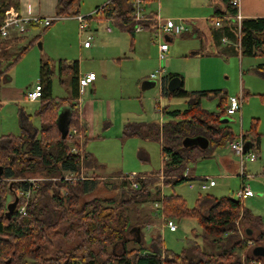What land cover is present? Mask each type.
<instances>
[{"label": "trees", "instance_id": "obj_1", "mask_svg": "<svg viewBox=\"0 0 264 264\" xmlns=\"http://www.w3.org/2000/svg\"><path fill=\"white\" fill-rule=\"evenodd\" d=\"M223 1L229 9L228 15L235 16L237 9L231 5V0ZM82 2L58 0L56 17L66 19L79 16ZM10 9L19 12V1L0 0V28L5 12ZM131 14L129 0H109L105 5L106 18H113L133 33ZM241 34L242 56H264V18L244 19ZM38 39L21 50L10 62L9 70ZM3 43L0 38V45ZM2 53L6 57V51ZM52 67L51 61L41 63L42 91L40 109L36 113L41 127L38 129L33 125L32 116L22 114L20 135L0 137V264H259L264 261V258L253 254L256 246L264 245L263 220L246 210L242 200L200 194L195 207L189 209L181 196H167L162 191V187H174L195 180L183 177L191 163L208 159L213 148L224 147L237 140L231 126L222 122L227 115L229 100L225 92H188L181 88L170 93L167 86L172 76H166L162 95L187 99V109H165V115L169 118L167 122L128 123L123 131L125 139L142 138L161 143L163 168L160 175L135 176L138 189L132 188L129 181L131 176L124 177L119 184L122 191L120 198L95 197L86 201V197L98 186V177L86 176L85 180L71 182L65 176L78 177L85 169L96 168L98 163L85 151L83 155L72 154V146L79 147V144L72 143L68 138L63 140L56 123L59 111L68 106L71 109L70 129L77 128L82 133L77 109L81 97L79 62L61 60L58 63L61 83L68 81L71 88L70 98L53 96ZM257 71L264 77V65L258 67ZM5 72L2 71L0 76ZM206 97L221 98L218 113L202 108L201 101ZM261 99L264 101V95ZM198 137L209 141L207 149L203 150L197 144H184L186 139ZM240 138L248 152L259 151L261 136L257 135L255 128ZM37 175L48 180L39 182V189L28 203L26 214L19 212V205L9 215L8 206L16 201V191H28L30 185L18 182L14 183L17 185L14 189L3 182ZM160 176L163 177L162 181ZM24 202L20 200L21 204ZM151 202L154 205L161 203L162 213L167 218L197 219L203 228L205 243L199 245L190 242L181 254H174L169 250L161 251L163 240L157 233L152 239V247H145L142 229L153 222L152 214L145 215L144 220L136 218L133 222L127 213L130 209L139 210L142 205ZM248 230L252 232L251 235ZM130 233L135 236L133 240L127 239ZM57 240H64L70 247L55 250ZM130 242L140 245L128 248ZM118 244L123 245L120 253L114 250Z\"/></svg>", "mask_w": 264, "mask_h": 264}, {"label": "rangeland", "instance_id": "obj_2", "mask_svg": "<svg viewBox=\"0 0 264 264\" xmlns=\"http://www.w3.org/2000/svg\"><path fill=\"white\" fill-rule=\"evenodd\" d=\"M108 1L83 0L80 15L89 16L98 7L105 6ZM217 2L221 3L222 1L161 0L160 4L154 3L152 9H161L160 17L164 19H172L176 22L198 20L200 24L206 25L205 20L215 14ZM92 20L89 21L91 29L93 31L97 28L100 29L92 42L93 49L95 45L98 46L106 40L105 32L102 31L103 28L111 27L114 32L122 29L118 24L107 22L105 19H95L93 22ZM185 24L192 35L182 41L179 38L174 45H171L170 53H173V56L169 54L167 59V73L180 74L186 81L184 89L187 91L219 90L226 93L228 101L233 97H243L241 110L233 116L225 115L223 119L230 120L228 125L231 126L237 139H240L242 134L251 132L255 128L257 135L261 136V143L258 152H250L256 156L257 160L251 163L249 159H246L244 162L246 178H242L241 158L231 150L228 143L224 147L213 148L210 158L198 160L188 166V170L196 177L195 180L187 181L174 187H162L163 194L181 196L185 200L186 206L189 209H193L200 194H209L219 199L228 197L239 200L237 193L243 186L248 185L253 191L254 197L242 200L244 207L254 215L261 217L264 224V101L261 99V96L264 95V77L257 71L258 67L264 65V56L242 58L240 56H229L225 58L218 54H211L209 48H207L209 50L207 52L205 46L206 38L198 34V31H193V27L188 22ZM207 25L211 28L212 22H207ZM87 34L90 33L86 31L83 36L86 38ZM27 37L29 39H26L22 45L17 46L11 60L24 47H27L36 38L39 37V39L33 42L31 48L11 70L8 69L10 62L7 55L0 58V75L2 71L9 70L8 73L5 72L2 77L0 76V88L8 84L6 87L24 89L25 94L30 92V90L40 84L41 61H50L51 58H55L54 62L56 61V65L52 67L54 72L53 96L59 99L66 97L69 89L68 86L62 85L60 81L58 63L60 60L64 61L69 55H71L69 57L72 60L81 59L79 43L82 45L84 39L80 37L78 21L71 18L64 21H56L48 28L35 26L30 28V33ZM74 47L78 51L74 52L73 55ZM194 51H203L204 54L193 56L192 52ZM104 54L105 52H99L97 56H94V59H102ZM139 59L135 62L125 63L121 69L115 67L113 69L115 76H112L103 84V92L100 97L107 99L104 106L107 103L108 105L106 108L101 107L99 112L97 111L98 118L94 123L96 124L95 137H89L86 146V151L93 154L97 159L98 166L91 172L84 171L83 174L85 178H87L86 176L91 178L95 174L99 179V184L86 197V201H90L95 197L120 198L122 191L119 188V177L140 175L157 177L162 171L161 143L142 138L124 139L122 137L123 123L127 121L126 119L135 122L164 123L169 118L160 114L157 109L158 103H161L163 107L169 110H184L188 107L187 99L163 96L159 84L150 89H144L143 83L147 80L146 78L161 66L158 46L157 65L151 73L147 70L149 65L147 59ZM107 66L109 70L112 68L111 64H107ZM100 78L101 76L99 75ZM2 98L0 94V137L10 134L20 135L19 115L21 109L31 114L33 125L36 128L39 129L41 127L40 118L36 116L37 111L40 109V100L37 103H28L27 101L26 104H13L9 100L2 101ZM220 104V97H206L201 101L202 108L209 112L218 113ZM227 106L229 107V102ZM109 121L111 124L107 123ZM205 178L214 180L217 186L205 192L190 188V182L196 183L198 180ZM27 179H38L40 183L48 180L39 175L25 176L24 178L3 182V184H8L15 189L17 185H14V183L17 184ZM57 180L59 181L60 178ZM162 180L163 177H161ZM154 211L157 212L158 210L151 202L150 204L142 205L139 210L130 209L127 213L133 222L136 218L144 220L145 215L152 214L153 222H150L145 226L146 228L142 229L145 247H152V239L157 233H160L163 240L161 251L169 250L174 254H181L190 242H195L199 245L205 243L204 231L197 219L190 217L175 218L173 220L178 230L177 232H171L164 227V221L160 217L161 211H159L160 216H157ZM149 227L150 229H148ZM134 238L133 233L127 235L128 240H133ZM55 245V250L70 247L65 244L64 240L55 241ZM139 245L130 242L128 248L139 247ZM55 250L53 251L56 252ZM114 250L117 253L122 252L123 245L118 244ZM262 264H264L263 260Z\"/></svg>", "mask_w": 264, "mask_h": 264}, {"label": "crops", "instance_id": "obj_3", "mask_svg": "<svg viewBox=\"0 0 264 264\" xmlns=\"http://www.w3.org/2000/svg\"><path fill=\"white\" fill-rule=\"evenodd\" d=\"M18 1L20 3L19 12L20 14L24 16H39L40 18H43V19L52 18L54 19L53 23L56 21H64L66 19H71V18L58 19L56 17L58 0H18ZM221 1H222L221 3L217 2L218 5L216 6L215 14L211 16L209 19L205 20L206 25L200 24L198 20H190L187 22L189 23V25L193 27V31L195 30L198 31V34H201L203 37L206 38L205 46H206V49L209 48L211 54H218L225 58H228L229 56H240V52L237 48L238 47L237 44L239 42L237 23L228 19L229 9L226 3L223 0ZM152 8H153V4L151 5V8H150V12H149L150 16H154L156 13H159V15H161V9L157 11V10H153ZM239 10L243 17V20L264 18V0H240ZM95 19H98V20L105 19L107 22L118 24L120 27H122V29L118 32H114V30L111 27L103 28L102 31L105 32L106 40L102 44H99L98 46L95 45L94 49H93V44L90 48H85L83 44L81 45L79 43V47H80L79 51L81 54V59L80 60L75 59V60L79 62L80 75H85L87 73H94L96 74V77H97L96 80L93 83H91L90 86L86 88V90L83 93V97L81 96L80 100L77 103L78 104L77 109L79 111L80 122H81V132H82L81 134L83 135V137H85L84 140L86 141L84 145V151L86 153H88L86 151V146H87L89 137L90 138L95 137L96 124L94 123L96 122V119L98 118L97 111L99 112L101 107L106 108L108 105L107 103V105L104 106V104L107 102V99H103L100 96L103 92L102 91L103 84L106 83L109 78H111L112 76H115L113 69L115 67H119L121 69L125 63L135 62L139 58H140L139 60L147 59V62H149L147 70H149L148 72L150 73L154 70V68H156V65H157V43L155 41L156 40V35H155L156 29H155L154 22L150 21L148 23H145L144 29L142 32L130 33L128 29L124 28L118 21L116 20L109 21V17L106 18L105 14L102 16H96ZM94 20H92V22ZM180 22H182L186 27L185 23L187 22L183 20H181ZM180 22H177V23H180ZM207 22H212L211 28L208 27ZM216 22H220V25L217 26ZM32 27H35V26H32ZM30 28L27 30L25 34H22L21 36L16 35L15 33H12L10 37L2 38V41H4V43L0 45V58H3L2 51L5 50L7 53V58L9 59V62L13 61L14 58H12L11 60V57L15 53L17 46L22 45L26 39H29L27 35L30 33ZM98 30L100 29L97 28L96 30L93 31L89 23V27L87 31L90 34H87L86 38L88 36H93V40H92L93 42L95 39V36L98 33ZM191 35L192 34H190V31L188 30V28H187V31L181 34L180 36H173L170 34H165L164 41H166L169 44L168 58H169V54L170 55L172 54L173 56V53H170L171 45H174L177 39L180 38L181 39L180 41H182L183 39L190 38ZM86 38L84 36L82 37V39L84 40ZM224 40H226V42H224ZM202 45L204 46V44ZM209 50L207 49V52ZM77 51H78L77 48L74 47L73 55H74V52H77ZM99 52H105L102 59H96V58L94 59V56H97ZM192 53H193L192 54L193 56L194 55L199 56L200 54L202 55L204 54L203 51H199V52L194 51ZM69 56L66 57L65 61L66 60L75 61L74 59L72 60V58H70ZM240 57L242 58L244 56L241 55ZM54 60L55 58L54 59L51 58L50 61L55 66L56 61L54 62ZM42 62L43 61H41V63ZM107 64L112 65V68L110 70L108 69ZM167 67H168V61H167ZM109 71L111 72L109 73ZM98 73L101 76L100 79H99ZM150 76L146 78L147 80L142 77L144 80H146L144 81L143 85L145 87H148V89H150L151 87H154L152 83L155 82L150 78ZM167 76L169 78L170 76H172V78L174 77L181 78L182 80L181 88L184 89V86L186 85V81L180 74H177V73L172 74L168 72ZM9 80L11 81L10 76H9ZM62 85L68 86V89H69L68 95L64 98H70L71 88L69 86L68 81ZM6 86H3L0 88V94H1V97H3L2 101L9 100V102H12L13 104L15 103L16 104H22V103L26 104L27 103L28 101L27 95L29 92L25 94L24 89L10 88ZM188 92H193V91H188ZM194 92H197V91H194ZM28 103H37V102L28 101ZM62 109H64L65 111H69L71 113V109L68 106L63 107ZM165 109H167L168 111H173V110H169L168 108L163 107V115L165 117H166ZM22 114H27L31 116V114L27 113L24 109H21L19 116H21ZM126 120L127 121H124L123 123L124 124L123 131H124L125 125L128 123H151V122H145V121L135 122V121H130L129 119H126ZM107 123H110V121ZM88 154H91V153H88ZM91 155L97 161L95 156L93 154ZM251 163H254V162H251ZM93 169L95 168H92L89 170L85 169L84 171L91 172ZM187 171H188L189 177L196 178L194 175H192L191 171L189 170ZM93 176H96V175L93 174ZM122 178L124 177H121V178L119 177L120 181L122 180ZM155 213L158 216V211Z\"/></svg>", "mask_w": 264, "mask_h": 264}, {"label": "built area", "instance_id": "obj_4", "mask_svg": "<svg viewBox=\"0 0 264 264\" xmlns=\"http://www.w3.org/2000/svg\"><path fill=\"white\" fill-rule=\"evenodd\" d=\"M161 0H129L132 7V19L134 22L133 30L135 33L142 32L144 29V24L148 23L150 21L154 22L155 24V35H156V43L158 46V52H159V61L161 63V66L158 70H156L153 74H151L150 78L156 82V84H159L162 90L164 78L167 76V59H168V52H169V44L164 41V35L170 34L173 36H180L181 34L185 33L187 31V28L185 25L180 22L177 23L176 21L172 19H164L161 18L159 13H156L154 16H150V8L151 5L154 3L160 4ZM231 5L237 9V14L235 16H228V19L236 22L238 26V36H239V42L237 44V48L240 52V56L242 55V44H241V30H242V22L243 17L240 13V0H231ZM158 11V10H157ZM105 14V6L100 7L99 9H96L92 14L89 16H76L75 19L78 21L79 24V34L81 38L83 37L84 33L88 30L89 27V21L92 20L95 16H102ZM52 18H40L39 16H24L20 14L15 9H10L5 12V17L3 19L2 26L0 28V38H8L12 35V33H15L19 36L22 34H25L27 30L32 26H44L46 28L50 27L53 23ZM109 21H114V19L109 18ZM216 25L219 26L220 22H216ZM92 40L93 36H88L84 41H82L85 48H90L92 46ZM226 42V40H224ZM164 64V65H163ZM96 74L94 73H87L85 75L79 76V90L80 95L82 96L84 91L88 86H90L91 83H93L96 80ZM41 85L38 84L33 90H31L27 95V100L29 102H37L40 100L41 97ZM243 97H233L229 101V107L227 108V115L233 116L238 111L241 110L242 104H243ZM157 109L160 112V114H163V107L161 103L157 104ZM67 138L72 143H78L79 147L77 145L72 146L71 152L72 154H81L84 153V137L82 134H80L79 130L77 128L69 129V133ZM229 146L231 150L241 158V165H242V178H246L247 175L245 173L244 167H245V160L249 159L250 162H255L257 160L256 156L252 153L248 152V150L245 147L244 141L242 138L232 141L229 143ZM250 154L249 156H247ZM84 172L82 171L80 176L74 177L73 175H67L65 176V179L71 182H74L77 179L85 180V177L83 176ZM184 178L189 177L188 171H186L183 175ZM129 181L131 183V186L133 189H138V184L136 182V177L131 176L129 178ZM20 182H27L30 185V188L28 191L24 190H17L15 193V199L17 201V206L20 205L18 208L19 212L23 215L26 214L27 205L30 202V200L34 197V194L39 189V180L38 179H27L22 180ZM190 188L191 189H198L201 192H205L209 190L212 187L216 186V182L210 178L200 179L196 183L190 182ZM237 197L239 200H244L248 198L254 197V193L251 190V188L248 185L243 186V188L237 193ZM20 200H24L23 204L20 203ZM161 203H156L155 207L157 210L161 211L158 212V216H160L164 221V227L168 228L171 232H176L178 230V227L173 219L167 218L162 213ZM150 229V227L148 228Z\"/></svg>", "mask_w": 264, "mask_h": 264}, {"label": "water", "instance_id": "obj_5", "mask_svg": "<svg viewBox=\"0 0 264 264\" xmlns=\"http://www.w3.org/2000/svg\"><path fill=\"white\" fill-rule=\"evenodd\" d=\"M152 85L155 87L156 83L153 82ZM181 86H182L181 78L174 77L169 81L167 87H168V91L170 93H173L174 91L179 90L181 88ZM144 89L146 90V89H148V87L144 86ZM70 122H71V113L69 111H65L64 109L59 111L56 123H57L58 129L61 133V138L63 140H65L68 136L69 129H70ZM222 122L228 123V122H230V120L229 119H223ZM184 144L186 146L191 145V144H197L203 150H205L209 147V141L204 137H198L194 140L186 139ZM16 207H17V201H15L14 203H11L8 206V209H9L8 214L11 215L15 211ZM248 233H249V235L252 234V232L250 230H248ZM253 254L256 257L264 258V246H256L253 249Z\"/></svg>", "mask_w": 264, "mask_h": 264}, {"label": "flooded vegetation", "instance_id": "obj_6", "mask_svg": "<svg viewBox=\"0 0 264 264\" xmlns=\"http://www.w3.org/2000/svg\"><path fill=\"white\" fill-rule=\"evenodd\" d=\"M259 264H262V263H259Z\"/></svg>", "mask_w": 264, "mask_h": 264}]
</instances>
